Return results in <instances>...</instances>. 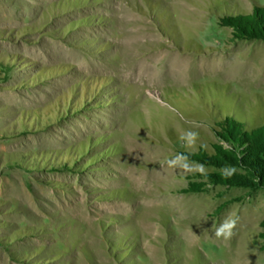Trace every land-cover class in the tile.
Listing matches in <instances>:
<instances>
[{"label": "rangeland", "instance_id": "obj_1", "mask_svg": "<svg viewBox=\"0 0 264 264\" xmlns=\"http://www.w3.org/2000/svg\"><path fill=\"white\" fill-rule=\"evenodd\" d=\"M230 212L264 264V0H0V264H233Z\"/></svg>", "mask_w": 264, "mask_h": 264}, {"label": "clouds", "instance_id": "obj_2", "mask_svg": "<svg viewBox=\"0 0 264 264\" xmlns=\"http://www.w3.org/2000/svg\"><path fill=\"white\" fill-rule=\"evenodd\" d=\"M179 139L184 142V145L189 148H195L196 141L199 139V133L195 131H185L179 136ZM224 146L227 148L229 145L226 143ZM169 168L182 169L185 173L188 172H199L202 176L207 178L208 170L203 164H190L188 162V156L183 153H178L175 156L166 159L164 162ZM162 167L164 164L161 165ZM224 178H229L235 174L236 169L234 167H226L219 170ZM239 221V216L235 213L230 212L219 224L218 227H213L214 236L217 239L230 240L234 235V229Z\"/></svg>", "mask_w": 264, "mask_h": 264}, {"label": "bare ground", "instance_id": "obj_3", "mask_svg": "<svg viewBox=\"0 0 264 264\" xmlns=\"http://www.w3.org/2000/svg\"><path fill=\"white\" fill-rule=\"evenodd\" d=\"M178 2V1H177ZM191 14L194 15V12L191 9V12L188 13L187 15L190 16ZM185 15V14H184ZM136 16V15H135ZM186 16V15H185ZM134 17V16H131ZM130 18V17H129ZM189 18V17H188ZM139 19V18H138ZM127 20V19H125ZM136 20V19H135ZM131 22V21H130ZM136 37V35H135ZM178 69L180 68V66H176ZM179 71H176L175 74H177ZM175 170V169H174ZM166 172V171H165ZM171 172V171H170ZM153 179V178H152ZM154 181V180H153ZM150 182V181H149ZM196 208V206H194L193 204L189 205L186 208V212L188 214L192 213H198V210H194ZM227 215H223V213L218 214L217 216H215L214 218L212 217H208L205 214L199 215L198 220L192 221L190 223V221H188V226H191L192 228L189 227V243L191 245V247H195L196 246V242H197V238L199 236V232L198 230L195 228V224H202V223H209L212 222L214 223L215 226H219V224L222 222V220L226 217ZM186 218H189L188 216ZM219 219L221 221H219ZM187 220V219H186ZM194 228V229H193ZM202 231V230H201ZM200 231V232H201ZM244 231L242 229H240V235L239 234H235V240L230 242V240H224L227 242V246L229 248V250H231V259L233 264H255L254 259L251 257V253L252 251H247V250H242V248L245 245V238H244ZM233 236V237H234ZM255 254V253H254ZM253 254V256H254ZM256 255V254H255ZM262 256V255H261ZM255 258V257H254ZM257 258V257H256ZM257 260V259H256ZM257 264V263H256ZM262 264V263H261Z\"/></svg>", "mask_w": 264, "mask_h": 264}]
</instances>
